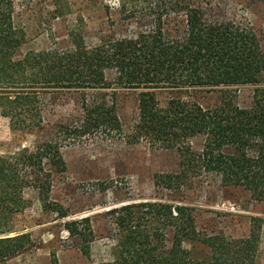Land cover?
Segmentation results:
<instances>
[{
  "label": "trees",
  "instance_id": "1",
  "mask_svg": "<svg viewBox=\"0 0 264 264\" xmlns=\"http://www.w3.org/2000/svg\"><path fill=\"white\" fill-rule=\"evenodd\" d=\"M120 28L91 46L80 28L66 46L21 53L25 33L14 23V0H0V116L12 132L35 136L33 147L0 156V264L25 253L28 234L14 219L34 192L55 220L68 210L51 200L52 183L65 173L62 149L93 139L175 150L178 172L158 174L156 189L178 193L202 176L237 188L264 207V49L255 32L222 16L211 0H112ZM57 17L67 3L52 0ZM117 30L119 32H117ZM251 87L241 108L233 88ZM231 88V89H230ZM138 91V116L124 131L116 114L117 90ZM170 95L164 104L158 92ZM215 92L211 107L185 99ZM233 92V93H232ZM62 93L79 96L67 121L51 123L46 104ZM200 138L199 151L190 142ZM109 260L98 264H258L263 220L251 218L241 239L198 230L193 210L164 202L128 203L104 213ZM73 247L89 258L95 242L90 217L66 221ZM50 264H58L54 255Z\"/></svg>",
  "mask_w": 264,
  "mask_h": 264
},
{
  "label": "rangeland",
  "instance_id": "2",
  "mask_svg": "<svg viewBox=\"0 0 264 264\" xmlns=\"http://www.w3.org/2000/svg\"><path fill=\"white\" fill-rule=\"evenodd\" d=\"M67 3L66 15L57 17L52 0H14V23L25 33L21 53L49 48L53 44L66 46L68 34L75 28L82 30L85 43L95 44L99 37L120 28L117 5L112 0H62ZM224 18L251 28L264 49V0H211ZM121 29V28H120ZM120 31V30H119ZM117 30V32H119ZM231 89V88H230ZM235 102L247 108L252 102L251 87L233 88ZM233 93V92H232ZM138 91L120 89L116 92V114L124 131L137 121ZM170 95L158 92L157 100L164 104ZM215 92L192 91L185 95L201 105L217 103ZM79 96L62 93L46 104L45 114L51 123L67 121L78 110ZM34 135L12 132L8 120L0 116V156L30 149ZM202 140H191L194 151H199ZM65 173L54 178L51 200L65 207L70 216L59 221L42 211L37 196L28 191V208L13 222V229L28 234V250L7 264H50L54 255L58 264H98L109 260L112 242L106 240L105 212L128 203L164 202L183 205L193 210L200 232H221L241 239L248 235L250 219L264 222V207L250 199L248 193L222 187L214 176H202L187 189L170 193L156 189L153 179L158 174L178 172L179 156L175 150L150 148L145 143L128 145L122 140L93 139L62 149ZM90 217L95 231V242L89 258L83 257L72 245L63 230L66 221ZM258 264H264V223L260 232Z\"/></svg>",
  "mask_w": 264,
  "mask_h": 264
}]
</instances>
